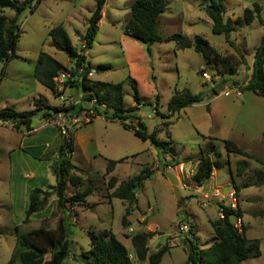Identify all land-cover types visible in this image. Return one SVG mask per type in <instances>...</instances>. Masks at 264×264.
Here are the masks:
<instances>
[{
  "label": "rangeland",
  "instance_id": "obj_1",
  "mask_svg": "<svg viewBox=\"0 0 264 264\" xmlns=\"http://www.w3.org/2000/svg\"><path fill=\"white\" fill-rule=\"evenodd\" d=\"M133 1H106L99 31L87 50L84 49L83 38L96 0H41L37 6L19 16L17 57L0 64V109L13 107L17 111L31 110L38 102L68 108L61 113L62 118L67 119L66 133L76 134L84 143L80 144L78 154L72 159L76 166L72 173L83 177L84 184L80 188L69 184L67 195L90 186L93 193L88 196V201L95 203V206L67 205L64 209L58 206L56 196L52 195L34 221H23L21 225L15 226L16 220L24 215L21 214L22 185L31 183L24 173L34 170L37 162L31 153L11 157L9 152L17 145L21 134L25 137L30 135L31 130L25 126L15 128L12 123H0V264H7L11 259L19 264L13 255L20 247L22 237L31 230L44 228L51 235L54 233L58 238H64L63 231H57L60 218L72 240L71 252L64 264H86L81 254L91 247L90 234L107 231L113 232L127 246L134 264H148L147 260L138 259L131 242L134 234L149 230L147 225L157 232V236L149 240V253L168 243L172 248L164 255L161 264H187L192 239L190 225H194L198 238L192 240L199 247L206 248L214 243L212 223L221 219L218 205L222 201L221 196L231 187L237 191L242 211L241 220L232 216L234 225L238 224L241 229L243 224L246 235L258 238L261 242V256L247 259L243 264H264V185H252L257 180L256 169L264 171V164L256 160L259 158L264 162V96L244 89L252 73L254 53L261 43L264 24L257 18L251 23L243 22L245 9L254 8L255 3L261 6L264 20V0H225V17L240 20L230 35L232 44L227 42L224 34L213 32V21L205 10L203 0H167V11L162 17L163 25L159 28L164 40L151 46L159 100L157 102L155 97H145L144 100L149 103L134 110L133 114L142 117L148 132L156 131L159 140L170 142L174 153H165L150 141H143L133 131L125 129L119 120L99 116L93 122L84 124L87 118L95 115L96 103L84 99L82 88L72 86L66 83L67 79H63V82H59L58 95H54L51 89L34 77V68L42 51L62 62L66 72L71 74L70 70H74L75 61L56 49L49 35L53 27L63 25L73 45L79 51L83 50L92 65L112 66L89 77L111 83L124 82L125 106H134L132 89L125 81L130 73L126 53L129 50L141 59V52L147 54V51L141 42L133 38L130 39L144 47L142 51L138 45L124 40L123 29L125 22L130 19ZM0 11L8 19L15 17V11L10 8ZM174 33H181L191 40L196 35L208 40L210 60L206 61L194 47L183 49L176 41L165 40ZM184 42L182 40L181 44ZM2 70L5 72L3 76ZM204 72L211 75V81L203 77ZM145 75L146 72H142L139 77L143 82ZM70 79L76 78L71 76ZM234 85L244 90L241 98H237L234 93L230 96L221 94ZM175 89H190L193 94L201 93L204 99L166 117L169 114L168 103ZM144 91L147 93L146 89ZM99 109L104 110V107ZM45 110L50 112V116L44 115ZM43 118L49 119L48 123L57 129L60 126L57 124L59 114L49 107L37 113L35 124ZM49 135L50 131H46V136ZM54 135L52 131L51 136ZM226 139L234 140L254 158L227 153L224 146ZM61 140L59 131L57 152ZM208 141H212L221 153V157L213 156L221 167L213 170L209 180L197 184L193 174L202 156L201 149ZM52 154L48 156L52 158ZM94 154L101 156L94 158ZM107 159L121 160L111 173H107ZM242 159L247 160L249 166L239 174L237 162ZM145 167L153 169L154 174L138 189V203L132 205L133 210L128 216L129 225L124 227L122 218L128 202L109 197L112 189L108 188V181L111 176H116L118 185ZM167 172L177 176L181 198H178L167 178ZM10 203H14L13 208ZM48 239V236L41 235L34 241L43 246L48 243ZM51 257L52 250H49L43 256L45 264H49Z\"/></svg>",
  "mask_w": 264,
  "mask_h": 264
},
{
  "label": "trees",
  "instance_id": "obj_2",
  "mask_svg": "<svg viewBox=\"0 0 264 264\" xmlns=\"http://www.w3.org/2000/svg\"><path fill=\"white\" fill-rule=\"evenodd\" d=\"M41 0H0V10L10 8L15 11V17L8 19L0 11V64L10 61L17 57L16 46L20 38L18 19L27 9L37 6ZM107 0H96L95 9L88 18V27L84 35V49L90 48L94 42L95 36L99 31V23L103 17V8ZM206 4L205 10L213 21L212 30L215 34H224L227 42L232 44L230 35L235 31L236 25L240 24V20H231L226 18L227 7L225 0H203ZM167 0H134L131 5V17L126 22L123 29L124 34L141 42L145 45L146 51L151 55V46L154 43L164 40L159 32V17L167 11ZM258 19L262 24L264 20L261 16V6L254 4V8H246L243 15V22L251 23ZM49 35L52 39V45L65 52V54L75 61L74 70H70V78L74 76L76 79H67L68 84L82 88L85 94L84 99L94 100L95 115L89 118L84 124L93 122L97 117L104 116L106 119L119 120L123 127L131 130L143 141H150L153 145L160 148L165 153H174V148L170 147V142L161 141L157 137V132H148L142 121V117L133 114L134 110H138L140 106L149 102L144 100L138 88L135 78L129 73L125 79L132 89V95L135 105L132 107L125 106L123 84L124 82L111 83L99 80H92L89 76L95 71L97 73L111 69L110 64H99L96 67L88 61L87 56L79 51L72 43L70 35L63 25L53 27ZM165 40L176 41L180 47H194L196 52L202 54L206 60H210L208 51V40L200 35H196L191 40L181 33H174ZM184 40V44L181 41ZM65 65L47 52L42 51L37 59L34 68V77L46 88L51 89L54 95L59 93V83L56 77L60 72L65 71ZM5 74L2 70V76ZM1 79V78H0ZM245 90L264 96V33L261 43L255 50L254 60L252 64V73L244 86ZM215 92V90L213 89ZM156 101L159 100V94L155 96ZM201 93L193 94L190 89L176 90L172 95L169 103V114L166 117L185 108L189 105L200 103L203 101ZM37 106L31 110L17 111L13 107H5L0 109V123H12L15 128L25 126L28 130L33 129V120L37 113L44 108L49 107L56 114L66 112L68 108L64 106H47L43 102H38ZM150 105H152L150 103ZM157 106V105H156ZM104 107V110H100ZM155 109H157L155 107ZM208 110L210 108L208 107ZM50 112L44 111V115L48 116ZM131 120V123H127ZM171 123H168V125ZM61 137H64V143H60L58 158L54 160L51 168L55 175L56 184L50 186L49 189L33 188L29 193V203L26 210L24 222L31 220L34 213L42 211L50 196L55 195L57 204L61 208L67 205H83L88 208L95 206V203L88 201V196L93 193V189L87 186L83 190H78L72 195H67L68 185L74 187H82L84 179L80 175L73 174L76 166L72 162V155L75 152V137L72 133H63L58 127ZM224 146L227 153L242 155L247 158H254L252 154L244 151L234 140H224ZM201 158L197 166L196 172L193 174V180L197 184H201L209 180L215 168H220L221 164L216 158L221 157V153L217 146L208 141L201 149ZM45 157H49L48 155ZM107 173L114 171L116 165L121 161L107 159ZM258 162L264 164L262 160L256 158ZM249 166V162L245 159L238 160L237 171L242 174ZM154 174V170L145 167L140 173L134 175L126 181L119 183L116 176H111L108 181V188L112 189L109 197L118 198L128 202V207L122 218L124 227L129 225L128 216L133 210L132 205L138 203L137 191L144 185V182ZM257 180L253 186L264 185V171L256 169ZM232 216L242 218V211L232 210L224 207V217L218 222H213L212 227L215 232V241L209 247L201 248L197 242L198 239L194 232V225H190L189 234L192 239L188 249L187 264H243L245 260L261 256L260 239L249 238L246 235V227L242 224L241 229L236 227L232 221ZM63 219L60 218L57 231H63L65 237L58 238L54 233L51 235L49 230L44 228L29 231L22 237L20 247L16 250L13 258L18 260L19 264H45L43 256L52 250V257L49 264H64V260L70 255L72 240L68 237L69 233L64 230ZM57 234V233H56ZM157 234L156 231H143L134 234L131 242L134 251L140 261H148V264H161L164 255L170 251L172 245L166 243L155 251L149 253V240ZM48 236V243L40 246L35 243L37 236ZM91 247L87 252L81 254V258L86 264H134L127 246L121 242L117 236L107 231L103 234H90ZM7 264H15V260L11 259Z\"/></svg>",
  "mask_w": 264,
  "mask_h": 264
},
{
  "label": "crops",
  "instance_id": "obj_3",
  "mask_svg": "<svg viewBox=\"0 0 264 264\" xmlns=\"http://www.w3.org/2000/svg\"><path fill=\"white\" fill-rule=\"evenodd\" d=\"M130 7H131V5H130ZM163 15L164 14H162L159 17V21H158V27L159 28H161V26L163 25V23H162L163 22V18H162ZM125 24H126V22H125ZM124 35H125V37H124L125 41H128V43L138 45L141 48V51H142V49H144V47H145L144 44H142V45H144V47H143L142 45L138 44V42L136 43L135 41L131 40L130 36H128L126 34H124ZM125 53H126V50H125ZM141 55L143 57L141 59H139L138 54L132 53V52L130 53L129 50H127V53H126L127 66H129V68H130L129 72L133 74V76H134L133 78H135L137 81L139 92H140L141 96L144 98L146 97V98L152 99L157 94H159L157 84L155 81V75L153 74L154 70H153V66H152L153 63L151 60L152 56L149 55L148 53L143 54V52H141ZM87 59H88V57H87ZM88 61L90 62L89 59H88ZM92 66H94V65H92ZM142 72H146L145 82L141 81V79L139 78L140 74H142ZM96 73L97 72L93 71L91 73V76L94 77V75ZM144 89L147 90V93H145ZM175 90H178V89H175ZM49 116H50V114H49ZM48 122H50L49 119L43 118V120L39 121L38 124L36 125L34 120H33V124H32L33 129L31 130L30 135H27L24 137L23 134H21V137L18 139L17 145L15 147H12L9 150V152L11 153V157L14 155H18V154H21L23 156V154L25 155V153H28V154L31 153L33 156V159H35V161L37 162V166L34 167V170H31L30 172L24 173V176L31 180L32 185H31V183H27L25 185H22V190L20 192L21 193L20 199L22 201L21 202L22 203L21 204V211H22L21 214H24V215L22 218L16 220L15 226L21 225L25 219L26 210L28 208V203H29L30 191L36 187L47 189L50 186H54L56 184L55 175L53 174L51 166L53 164L54 158H56V159L58 158L59 147H58V152H57L56 146H57V138L59 136V130L55 126H51ZM46 131H50L49 137L46 136ZM52 131H54V133H55L54 136H51ZM55 131H57L58 134ZM74 137H75V152L72 155V159L74 158V156L76 154H78L77 153L78 149H80V147H81L80 144H84L82 141V138H78V136H76V134ZM61 139H62L61 143L63 144V138L61 137ZM85 148L86 147H84V149ZM55 150H56V152H55ZM22 152H24V153H22ZM51 153H53L52 158L51 157H48V158L45 157ZM97 156H101V155L100 154H94L93 155L94 158ZM89 158H90V156H89ZM10 204H11V208H13L14 203H10ZM39 213H34L31 216V220L34 221V219H36L38 217ZM146 228L149 229L148 231H152V227L149 228V225H147ZM155 236H157V235H155ZM154 237H152V238H154Z\"/></svg>",
  "mask_w": 264,
  "mask_h": 264
},
{
  "label": "built area",
  "instance_id": "obj_4",
  "mask_svg": "<svg viewBox=\"0 0 264 264\" xmlns=\"http://www.w3.org/2000/svg\"><path fill=\"white\" fill-rule=\"evenodd\" d=\"M203 77L211 81V75L208 74V72H204ZM70 78V73L66 71L60 72L59 76L56 77V81L63 82V79H68ZM244 90L237 85H234L232 89H226L222 91V95L224 96H230L231 94H235L237 98H241L243 96ZM94 101V100H92ZM66 118H62L61 113L59 114V119L57 121V124L60 125L59 127L61 128L63 133H66ZM87 121H89V118H87ZM222 201L220 202V205H218L219 209V215L221 218L224 217V207L230 208L232 210H238L239 208V196L237 194V191L235 190L234 187H231L224 195L221 196ZM240 220V219H239ZM238 227V224H235Z\"/></svg>",
  "mask_w": 264,
  "mask_h": 264
},
{
  "label": "water",
  "instance_id": "obj_5",
  "mask_svg": "<svg viewBox=\"0 0 264 264\" xmlns=\"http://www.w3.org/2000/svg\"><path fill=\"white\" fill-rule=\"evenodd\" d=\"M63 143H64V137H63ZM166 168H168V165L166 166ZM166 176L169 179V181L171 182V184L174 186L178 198H181L180 191L177 187L178 183H179L177 176L175 174H173L172 172H167Z\"/></svg>",
  "mask_w": 264,
  "mask_h": 264
}]
</instances>
